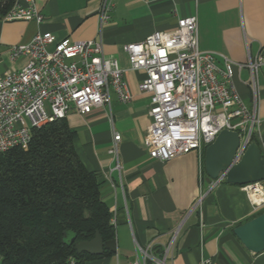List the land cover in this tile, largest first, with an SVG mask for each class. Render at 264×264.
I'll list each match as a JSON object with an SVG mask.
<instances>
[{
    "label": "crops",
    "instance_id": "0c3cea01",
    "mask_svg": "<svg viewBox=\"0 0 264 264\" xmlns=\"http://www.w3.org/2000/svg\"><path fill=\"white\" fill-rule=\"evenodd\" d=\"M101 1L35 0L44 16L41 23L4 20L0 14V78L28 62L25 56L12 59L10 47L30 43L38 32L53 34L57 41L98 38ZM191 15L198 16L200 48L232 62L236 89L247 104L252 102L251 72L239 63L264 54V0H115L102 28L103 48L124 69L132 99L122 102L111 90L110 108L99 107L86 115L72 110L66 117L76 131L79 158L101 182V196L112 212L115 229V250L105 248L101 257L84 264H133L143 256L138 246L161 257L177 227L170 264H264V250H248L234 233L264 205L256 208L243 186L204 177V152L192 150L163 162L153 159L144 145L151 98L140 90V83L147 73L131 67L124 46L143 41L154 31L174 30L179 19ZM218 63L224 65L222 57ZM258 85L261 134L257 138L264 155L263 69ZM114 133L121 135V171L109 153ZM148 264L156 263L148 259Z\"/></svg>",
    "mask_w": 264,
    "mask_h": 264
},
{
    "label": "built area",
    "instance_id": "2783aa9c",
    "mask_svg": "<svg viewBox=\"0 0 264 264\" xmlns=\"http://www.w3.org/2000/svg\"><path fill=\"white\" fill-rule=\"evenodd\" d=\"M25 1L22 4L15 0L2 19L27 18L41 23L44 16L35 0ZM114 8L115 0L101 1L96 39L57 41L53 34L38 32L30 43L10 47L12 59L25 56L28 62L0 78V154L27 147L33 128L66 118L72 110L86 115L99 107L110 108L111 90L122 102L132 99L124 69L103 48L102 28ZM124 49L131 67L147 73L140 90L151 98V123L144 145L153 159L164 162L192 150L203 153L223 129L237 131L241 145L252 141V135L261 134L258 73L264 70V54L239 63L251 72L249 105L234 84L232 62L224 55L200 48L197 15L181 18L176 29L154 31L143 41L126 44ZM218 57L223 58V66ZM109 118L113 120L111 109ZM120 140L121 135L114 133L109 150L119 171ZM243 188L256 208L264 205V181ZM178 232V227L173 229L161 257L138 246L143 256L133 264H148V259L170 264ZM206 262L209 261L202 264Z\"/></svg>",
    "mask_w": 264,
    "mask_h": 264
},
{
    "label": "trees",
    "instance_id": "16d2710c",
    "mask_svg": "<svg viewBox=\"0 0 264 264\" xmlns=\"http://www.w3.org/2000/svg\"><path fill=\"white\" fill-rule=\"evenodd\" d=\"M14 2L0 0V14ZM75 138L59 118L33 128L27 147L0 154V264H84L101 255L78 252V241L96 232L114 238L101 182L79 158Z\"/></svg>",
    "mask_w": 264,
    "mask_h": 264
},
{
    "label": "water",
    "instance_id": "95a60500",
    "mask_svg": "<svg viewBox=\"0 0 264 264\" xmlns=\"http://www.w3.org/2000/svg\"><path fill=\"white\" fill-rule=\"evenodd\" d=\"M241 148V149H240ZM204 166L209 181L225 178L228 183L245 186L264 181V155L257 141H244L237 131L223 129L205 149ZM234 233L244 246L259 253L264 250V212L237 226ZM74 237L71 239L73 242ZM105 248L115 250L116 240H103L99 232L76 243L78 252L101 255Z\"/></svg>",
    "mask_w": 264,
    "mask_h": 264
},
{
    "label": "rangeland",
    "instance_id": "374dc122",
    "mask_svg": "<svg viewBox=\"0 0 264 264\" xmlns=\"http://www.w3.org/2000/svg\"><path fill=\"white\" fill-rule=\"evenodd\" d=\"M207 175L206 174H204V177H206Z\"/></svg>",
    "mask_w": 264,
    "mask_h": 264
}]
</instances>
